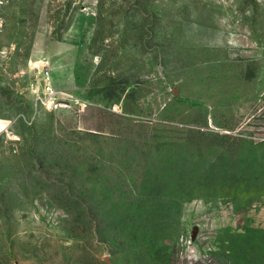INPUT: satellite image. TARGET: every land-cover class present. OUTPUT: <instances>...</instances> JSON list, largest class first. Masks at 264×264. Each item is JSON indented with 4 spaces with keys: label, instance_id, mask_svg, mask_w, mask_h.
Instances as JSON below:
<instances>
[{
    "label": "rangeland",
    "instance_id": "1",
    "mask_svg": "<svg viewBox=\"0 0 264 264\" xmlns=\"http://www.w3.org/2000/svg\"><path fill=\"white\" fill-rule=\"evenodd\" d=\"M0 264H264V0H0Z\"/></svg>",
    "mask_w": 264,
    "mask_h": 264
}]
</instances>
